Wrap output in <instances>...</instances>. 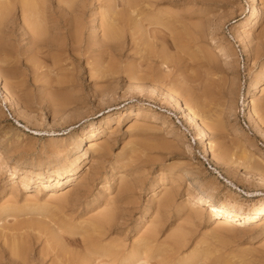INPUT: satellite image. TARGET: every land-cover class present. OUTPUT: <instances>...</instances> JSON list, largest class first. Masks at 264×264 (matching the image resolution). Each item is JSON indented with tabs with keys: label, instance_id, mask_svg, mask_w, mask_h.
<instances>
[{
	"label": "rangeland",
	"instance_id": "374dc122",
	"mask_svg": "<svg viewBox=\"0 0 264 264\" xmlns=\"http://www.w3.org/2000/svg\"><path fill=\"white\" fill-rule=\"evenodd\" d=\"M72 1L0 0V78L14 101L6 103L0 91V246L16 237L23 245L27 237V264H264V220L225 228L212 223L203 206H186L201 208L194 219L191 210L183 211L185 199L199 191L229 208L252 212L264 206V195H246L264 192V184L236 170L244 163L247 171L264 174L263 164H254L264 159V137L247 115L255 112L264 128V0H257L255 28L242 34L247 45L239 40V24L249 17L251 0ZM107 28L115 29L113 41L118 38L111 45H104ZM73 31L81 33L78 41L82 37L75 51L41 47L52 40L68 44ZM256 82L259 89H253ZM170 92L205 122L210 148L226 167L203 157V140L163 100L171 101ZM71 168L75 176L65 174L60 184H38ZM76 179L82 182L76 185ZM67 188L74 198L59 204ZM167 194L173 203L165 212L158 205ZM104 209H115L113 227L93 231L89 223ZM150 231L157 235L146 242L151 249L142 238ZM176 244L184 247L176 250Z\"/></svg>",
	"mask_w": 264,
	"mask_h": 264
},
{
	"label": "bare ground",
	"instance_id": "6f19581e",
	"mask_svg": "<svg viewBox=\"0 0 264 264\" xmlns=\"http://www.w3.org/2000/svg\"><path fill=\"white\" fill-rule=\"evenodd\" d=\"M26 1V0H25ZM65 1V0H64ZM66 1H68V0H66ZM28 2V1H27ZM35 1H33V3H34ZM72 2H74V0L72 1ZM32 3V2H31ZM41 4V3H40ZM66 4V3H65ZM64 4V5H65ZM68 4V3H67ZM28 5H29V2H28ZM34 5V4H33ZM38 5V4H37ZM1 6V5H0ZM24 6V5H23ZM26 6H27V4H26ZM25 7V6H24ZM28 7V6H27ZM34 7V6H33ZM38 7V6H37ZM42 7V6H41ZM31 8H32V5H31ZM7 9V8H6ZM36 9V8H35ZM24 11V10H23ZM27 11V10H26ZM29 11V10H28ZM40 11V10H39ZM38 11V12H39ZM30 12H31V9H30ZM30 12H28V13H30ZM32 12H33V9H32ZM31 12V13H32ZM249 12H250V15H249V17L244 21V22H241L240 24H239V26H241L242 27V29H244L243 31H242V29H241V31H239L240 32V36L241 37H239L240 39V41L242 42V43H244L245 45H247V43L245 42L246 40H245V36H243L242 34L245 32V30L248 28V29H251V28H255V25L258 23V20H259V9H258V7H257V0H251V6H250V9H249ZM26 13V12H25ZM30 13V15H33V14H31ZM1 14V13H0ZM36 14H37V12H36ZM35 14V15H36ZM40 14V13H39ZM4 15H5V13H4ZM29 15V16H30ZM28 16V17H29ZM34 16V15H33ZM40 17V16H39ZM37 18V19H40V18ZM30 18V17H29ZM32 18V17H31ZM30 18V19H31ZM36 18V17H35ZM44 18V17H43ZM29 19V20H30ZM76 19V18H75ZM41 20H42V18H41ZM40 20V21H41ZM79 20V19H78ZM34 21H35V19H34ZM33 21V22H34ZM112 21V20H111ZM38 23H39V21H37ZM36 22V23H37ZM62 22V21H61ZM67 22V21H66ZM74 22V21H73ZM36 23H35V25H33V26H31V27H33V29H34V26H36ZM37 23V24H38ZM67 23H69V22H67ZM67 23H66V25H67ZM114 23H116L115 21H114ZM113 23V24H114ZM29 24V23H28ZM39 24H41V23H39ZM57 25V24H56ZM56 25H54V26H56ZM72 25H77V23H75V24H73L72 23ZM63 26H64V23H63ZM38 26H36V28H37ZM69 27V26H68ZM98 27V26H97ZM116 27V26H115ZM118 27V26H117ZM35 28V29H36ZM66 28V27H65ZM72 28V30H73V27H71ZM80 28V27H79ZM85 28V27H84ZM110 29H111V27H109ZM41 29H42V27H41ZM56 29H58V26H57V28ZM74 29H75V27H74ZM44 30V29H43ZM59 30V29H58ZM61 30V29H60ZM76 30H77V28H76ZM83 30V29H82ZM107 30H108V28H107ZM118 30V29H117ZM35 31V30H34ZM36 31H37V29H36ZM40 31V34L39 35H41V33H42V31L41 30H39ZM79 31V30H78ZM84 31H85V29H84ZM104 31V30H103ZM113 31H115V29L113 28ZM113 31H111V30H108V31H106L107 32V35H106V40H105V42H104V45H105V43L106 44H109V45H111L112 43L111 42H113L114 43V41L116 40V39H118V38H116V39H114V41H113V37L114 36H112V35H114V34H112V32ZM66 32V31H65ZM72 32V31H71ZM75 32H77V31H75ZM74 31H73V33H75ZM80 32V31H79ZM70 33V32H69ZM72 33V34H73ZM116 33H119V32H115V34ZM246 33H247V31H246ZM245 33V34H246ZM249 33V32H248ZM36 34H37V32H36ZM81 34V33H80ZM79 34V35H80ZM83 34V33H82ZM244 34V35H245ZM59 35V34H58ZM79 35L77 36V33H75L74 35H72L71 36V33H70V36L68 37L69 38V42H68V44L66 43V44H59V42H58V44H57V42H52V41H54V40H52V37H51V40L48 38V41L50 42L51 41V43H49V44H46L45 46H41V47H43V48H46V49H63V48H67V49H78V45H77V47H76V44L80 41H82L81 39H82V37L79 39V41H78V37H79ZM84 35V34H83ZM43 36V35H42ZM65 36V35H64ZM68 36V35H67ZM112 36V37H111ZM117 36H118V34H117ZM117 36H115V37H117ZM120 36V35H119ZM247 36V35H246ZM35 37L36 36H34L33 38H34V40H35ZM41 37V36H40ZM250 37V36H249ZM45 38V37H44ZM55 38V37H54ZM68 38H66V40L68 39ZM102 38V37H101ZM38 39V38H37ZM43 39V38H42ZM41 39V40H42ZM112 39V40H111ZM33 40V41H34ZM45 40H47V39H45ZM119 41V40H118ZM47 42V41H46ZM79 42V43H80ZM111 44H110V43ZM36 43V42H35ZM37 43H38V41H37ZM37 43L34 45L36 48H37ZM48 43V42H47ZM102 43H103V39H102ZM101 43V44H102ZM39 44V43H38ZM43 43H40L39 45H42ZM39 45H38V47H39ZM44 45V44H43ZM80 46L82 45V43L81 44H79ZM103 45V44H102ZM80 46H79V48H80ZM83 46V45H82ZM81 46V47H82ZM91 46H93V45H91ZM108 46V45H107ZM76 47V48H75ZM88 47V46H87ZM100 47V46H99ZM116 47V46H115ZM245 47V46H244ZM89 48V47H88ZM93 48V47H92ZM110 48V47H109ZM34 49V48H33ZM91 49V48H90ZM123 49V48H122ZM45 50V49H44ZM75 51V50H74ZM73 51V52H74ZM55 53V52H54ZM88 53V52H87ZM106 53V52H105ZM53 54V53H52ZM100 54V53H99ZM2 79L0 78V91L4 94V100H5V102L6 103H10L11 105H13L14 104V101L12 100V94H10V92H9V90L8 89H6L5 87H4V85H3V82L4 81H1ZM68 82V81H67ZM59 83V82H58ZM57 84V83H56ZM15 85V84H14ZM260 82H256L254 85H253V89H259V87H260ZM57 86H58V84H57ZM60 86V85H59ZM9 87V86H8ZM65 87V86H64ZM262 87V86H261ZM139 88V87H138ZM153 89V88H152ZM154 91L152 92L153 93V95L154 96H158V97H161V98H163L162 97V95H161V93H159V92H157V91H155V89H153ZM169 92V91H168ZM151 93V94H152ZM171 93V92H170ZM172 94V93H171ZM167 95V94H166ZM156 96V97H157ZM170 96V95H169ZM165 97V96H164ZM176 97H178V95H176V94H172V98H171V101H168L167 100V98H165V99H163L165 102H166V104L168 103V104H170L173 108H175V109H179L181 112H182V114H183V116H182V119H184V121H187L188 123H189V125L191 126L190 128L191 129H193V130H195V132L197 133V137H196V139L198 140H203V146H202V154H203V157L204 158H208V160H210V162L212 163V164H215V165H218L219 167L220 166H222V167H226L225 165L226 164H224L219 158H218V156H216V154L214 153V152H212V150H211V143H210V141H208V135H207V132H209L207 129L208 128H206V124H205V122L203 121V120H201L198 116H196L195 114L196 113H194L193 111H195V110H192V109H190L188 106H186V105H184V104H182L181 102H180V100H178ZM160 98V99H161ZM3 100V101H4ZM162 100V99H161ZM163 101V102H164ZM165 102H164V104H165ZM186 104V103H185ZM12 107H14V106H12ZM64 107V106H63ZM141 107H138V109H140ZM247 108L248 109H250V107H249V105H247ZM133 112V111H132ZM248 112V111H247ZM180 113V112H179ZM255 113V112H254ZM253 112H252V110L250 109L249 110V113L247 114L248 116H249V126H251V127H256L257 129H258V131H260V133L263 135V137H264V128H263V126H259V123L257 124V120H256V116H255V114H254ZM137 115H139V114H137ZM113 116V114H111L110 113V115H108V121H110V118ZM258 118V117H257ZM264 118V117H263ZM186 122V123H187ZM108 124V123H107ZM201 126V128L199 127V126ZM208 125V124H207ZM99 127V126H98ZM164 127H167V123H164ZM209 127V126H208ZM94 130L95 129H92L91 130V133H89L90 134V136L92 137V136H94ZM206 130H207V132H206ZM91 139V138H90ZM75 140V139H74ZM88 140V139H87ZM93 140V139H92ZM92 140L90 141V144H89V147L87 148L88 150L89 149H91L92 147H93V145L95 144H93L92 143ZM95 141V140H94ZM77 145V144H76ZM96 146V145H95ZM221 147V146H220ZM94 148V147H93ZM106 149V148H105ZM223 149V148H222ZM88 150H86L84 153H83V157H85V156H87V153H88ZM218 154V153H217ZM81 155V154H80ZM77 156V155H76ZM80 157V156H79ZM103 157V156H102ZM102 157H101V159H102ZM72 158V157H71ZM259 158V157H258ZM81 159V158H80ZM100 159V158H99ZM251 159V158H250ZM256 159V158H255ZM230 160V159H229ZM76 161V160H75ZM249 161H251V160H249ZM256 161H258V160H256ZM260 161H261V163H258V162H255L254 164H255V166H257V165H262V166H264V163H262L263 161H264V159H262V158H260ZM75 163V162H74ZM239 163V162H238ZM252 163H253V159H252ZM243 164L244 163H242V166H243ZM250 164V163H249ZM228 165H232V164H228ZM245 165V164H244ZM233 166V165H232ZM235 166H237V165H235ZM241 166V164L240 165H238V167H239V169H236L234 166V168L236 169V170H239V172H241V173H243L245 176H246V178L247 179H250V180H252V182L253 181H255V182H259V183H261V184H264V174L263 173H260V172H254V171H252V172H249V171H247L245 168H243ZM76 167V166H75ZM250 167V166H249ZM248 167V168H249ZM247 168V169H248ZM251 168H252V165H251ZM251 168H249V170H251ZM257 167H255V169H256ZM261 168H264V167H261ZM223 169V168H222ZM226 169V168H225ZM245 169V170H244ZM253 169H254V167H253ZM254 169V170H255ZM201 170V169H200ZM261 170V169H260ZM264 170V169H263ZM14 171V170H13ZM186 171V170H185ZM187 171H188V169H187ZM190 171V170H189ZM234 171V170H233ZM256 171H259V170H256ZM75 172H76V169L75 168H71V169H69L67 172H64V171H61V170H59V171H57L54 175H55V177H56V179H52L53 177L52 176H47V177H45V178H42L41 180H39V182H38V184H40V183H44V182H53V181H55V180H57V183L58 184H60V181L62 180V179H64V176H65V174H67V176H65V177H69V176H75L74 174H75ZM192 172V171H191ZM236 172V171H235ZM263 172V171H262ZM240 173V174H241ZM20 174H24V172H22V171H19V170H15L14 171V175L15 176H18V175H20ZM185 176L186 175H193V176H195V174H191L190 172H185V174H184ZM201 175V174H200ZM21 176V175H20ZM83 176V175H82ZM35 177V176H34ZM114 177V176H113ZM23 178H25V177H23ZM28 178V177H27ZM190 178V177H189ZM80 179H81V177H80ZM246 179V180H247ZM77 180V182L75 181V183L74 184H80V182H82L81 180L79 181L78 179H76ZM83 180V179H82ZM91 180V179H90ZM225 180V179H224ZM250 180H247V181H250ZM88 181V180H87ZM93 182V181H92ZM106 182V181H105ZM194 182V181H193ZM205 182V181H204ZM229 183L228 184H230L231 185V187L233 188V189H238V190H240L232 181H228ZM27 183V182H26ZM30 183H31V179H30V182H29V185H30ZM35 183V182H34ZM85 183V182H84ZM198 183V182H197ZM258 183V184H259ZM210 184V183H209ZM128 185V184H127ZM26 186V185H25ZM57 186V185H56ZM158 186V185H157ZM77 187V186H76ZM92 186H90V188H91ZM25 188V187H24ZM38 188V187H37ZM70 188V187H69ZM73 188H75V187H73ZM68 189V188H67ZM85 189V188H84ZM122 189V188H121ZM129 189H130V187H129ZM73 190V189H68V190H66L67 192H65L66 194L63 196L62 195V197H59V200H58V202L59 201H62L64 204H62V205H65V203L67 204L68 203V201L70 200L69 199V197L71 196V195H69L68 193L70 192L71 193V191ZM92 190H93V188H92ZM74 191V190H73ZM72 191V192H73ZM115 191V190H114ZM126 191V190H125ZM106 192V191H105ZM118 192V191H117ZM120 192H122V190L120 191ZM74 193V192H73ZM76 193V192H75ZM81 193V192H80ZM79 193V194H80ZM119 194V193H118ZM126 194V193H125ZM55 195V194H54ZM168 195L169 194H167L166 196H167V198L165 197V200L164 201H162L161 203H160V205H158L159 206V210H165V209H168V207L169 206H171V202H172V199L170 198V197H168ZM248 197H257V196H263L264 195V192H261V191H256V192H247V194H246ZM50 196V195H49ZM82 196V195H81ZM117 196V195H116ZM170 196V195H169ZM52 197V196H51ZM77 197H79V196H77ZM71 198H74V197H72L71 196ZM76 198V197H75ZM79 198H81V197H79ZM83 198V197H82ZM87 198V197H86ZM115 198H117V197H115ZM230 198V197H229ZM109 199V198H108ZM121 199V198H120ZM51 200V199H50ZM72 200V199H71ZM54 201H55V199H54ZM73 202H76V204L77 203H79V199H78V201L77 200H72ZM111 201V200H110ZM113 201L115 202V200L113 199ZM128 201V200H127ZM185 201H186V203L184 204V207H183V211H185V212H189L190 210V215H188V217L190 218L191 216H192V214L194 215V216H196V215H198V213H200V209L201 208H199V210H196L197 208H188V207H186L189 203L191 204V205H198V206H203L204 208H205V211H207V212H209V219H210V221L213 223H215L216 225L218 224L219 226H225V228L227 227V228H230L229 226H231L232 227V223H235V225L237 224V225H239V224H244V223H259V222H261L262 223V221L264 220V206L263 207H261V208H259V209H257L256 211H250V212H247V211H244V210H241V209H239V208H229L227 205H225V204H219V203H217L216 202V200L213 198V197H211V196H209V195H207L206 193H204V192H195V193H193L191 196H189L187 199H185ZM58 202H56V204L59 206V204H60V202H59V204H58ZM73 202H72V205H73ZM97 202V201H96ZM125 202V201H124ZM53 203H55V202H53ZM70 203V202H69ZM107 203H108V201H107ZM130 203V202H129ZM132 204H133V201L131 202ZM173 203V202H172ZM52 204V203H51ZM55 204V207L57 206ZM75 204V203H74ZM106 204V203H105ZM112 204H114V203H112ZM112 204L110 205V206H112ZM11 205V204H10ZM69 205H71V204H69ZM68 205V206H69ZM108 205V204H107ZM109 205H108V207H109ZM57 206V207H58ZM61 206V205H60ZM58 207V210H59V208L61 209L62 208V206L61 207ZM106 206V205H105ZM116 206V205H115ZM118 206V205H117ZM116 206V207H117ZM129 206V205H128ZM9 207V206H8ZM64 207V206H63ZM66 207H67V205H66ZM102 208L104 207V206H101ZM115 207V208H116ZM7 208V207H6ZM11 208V207H10ZM70 208V207H69ZM68 208V209H69ZM157 208V207H156ZM170 208V207H169ZM8 209V208H7ZM6 209V210H7ZM54 209H57V208H54ZM53 209V210H54ZM94 209V208H93ZM150 209V208H149ZM158 209H157V211H158ZM4 210H5V208H4ZM4 210H3V212H4ZM5 210V211H6ZM15 210V209H14ZM17 210V209H16ZM58 210H57V212H58ZM62 210V209H61ZM95 210V209H94ZM109 210V209H108ZM133 210V209H132ZM163 210V211H164ZM10 211H11V209H10ZM18 211V210H17ZM56 211V210H55ZM74 211V210H73ZM76 211H78V210H76ZM98 211V210H97ZM104 212L106 211L105 209L103 210ZM114 211H115V209L112 211V210H110V211H106L104 214H102V212H101V214H99L100 216L99 217H94L93 219L94 220H92V222H91V224L89 223V225H91V229L93 230V231H100L102 228H104L105 226H107V225H109L110 223H112L113 221H115L114 219H115V217H116V213L114 214ZM130 211V210H129ZM149 211V210H148ZM155 211V210H154ZM195 211V212H194ZM3 212H1V213H3ZM9 212V211H8ZM52 212V211H51ZM60 212V211H59ZM58 212V213H59ZM165 212H166V210H165ZM194 212V213H193ZM160 213V212H159ZM126 214H128V213H126ZM161 214V213H160ZM13 215V214H12ZM98 215V214H97ZM118 216L120 215V214H117ZM144 215H145V217L146 216H148V212H146V213H144ZM155 215V214H154ZM206 215V214H205ZM14 216V215H13ZM69 216V215H68ZM79 216V215H78ZM124 216V215H123ZM150 216V215H149ZM156 216V215H155ZM187 216V215H186ZM185 216V217H186ZM142 217V216H141ZM145 217H143V219L145 218ZM154 217V216H153ZM157 217H159V216H157ZM188 217H186V218H188ZM54 218H55V216H54ZM154 218H156V217H154ZM192 218H193V216H192ZM72 219V218H71ZM70 219V220H71ZM126 219V218H125ZM160 219V221H161V218H159ZM158 219V220H159ZM194 219V218H193ZM7 220V219H6ZM66 220V219H65ZM79 220V219H78ZM120 220V219H119ZM139 220H142V218H139ZM139 220H138V223H139ZM148 220V219H147ZM185 220V219H184ZM15 221V220H14ZM67 221V220H66ZM73 221V220H72ZM159 222V221H158ZM157 222V223H158ZM186 222V221H185ZM192 222V221H191ZM191 222H190V224H191ZM119 223V222H118ZM137 223V224H138ZM87 224H88V222H87ZM113 224V223H112ZM119 224H121V223H119ZM147 224V223H146ZM67 225V224H66ZM86 225V224H85ZM88 225V226H89ZM139 225V224H138ZM156 224H154V227H156L155 226ZM188 225H189V223H188ZM256 225V224H255ZM109 226H112L113 227V225H109ZM152 226H153V224H152ZM218 226V227H219ZM258 226V225H257ZM20 227V226H19ZM67 227H68V225H67ZM80 227V226H79ZM83 227V226H82ZM112 227H109V229H112ZM179 227V226H178ZM234 227V226H233ZM232 227V228H233ZM250 227V226H249ZM87 228V227H86ZM151 228V227H150ZM183 228V227H182ZM156 229V228H155ZM157 229H159V228H157ZM177 229V228H176ZM186 229V228H185ZM215 229H217V228H215ZM220 229V228H219ZM218 229V230H219ZM223 229V228H222ZM14 230V229H13ZM22 230V229H21ZM80 230H81V228H80ZM104 230V229H103ZM118 230H119V228H118ZM148 230V229H147ZM152 230V229H151ZM189 230H190V228H189ZM231 230V229H230ZM19 231V230H18ZM71 231V230H70ZM92 231V232H93ZM108 231V230H107ZM107 231L106 232H104V231H102L104 234L105 233H107ZM120 231H122V230H120ZM141 230H139V232H140ZM154 231V230H153ZM153 231H150L147 235H146V237H145V235H144V237H142V238H144V243L146 244V245H144V246H150L149 248L151 249V244L149 245H147V243L146 242H148V243H150V242H153L154 241V237H153V234L155 233V235H156V232H153ZM182 231V230H181ZM226 231V230H225ZM85 232V231H84ZM90 232V231H89ZM159 232V231H158ZM100 233V232H99ZM98 233V234H99ZM146 233V232H145ZM186 232L185 231H182V233L180 232V234L181 235H183L184 234V236H186L187 235V233L185 234ZM223 233V232H222ZM27 234V233H26ZM28 234H30L29 232H28ZM65 234V233H64ZM72 234V233H71ZM85 234H88L87 232L85 233ZM94 234H96V232L94 233ZM120 234V233H119ZM140 234V233H139ZM180 234H178V235H176L175 234V236H173V238L175 237V238H177V237H179L180 236ZM190 234H191V232H190ZM16 235V234H15ZM21 235V234H20ZM25 235V234H24ZM31 235H32V233H31ZM30 235V237L32 238V236ZM60 235V234H59ZM78 235V234H77ZM79 235H80V233H79ZM78 235V236H79ZM89 235V234H88ZM100 235H102V234H100ZM110 235V234H109ZM17 236V235H16ZM19 236V235H18ZM34 236V235H33ZM53 236V235H52ZM73 236H75V235H73ZM106 236V235H105ZM157 236V235H156ZM10 237V236H9ZM30 237H28V238H30ZM35 237V236H34ZM66 237V236H65ZM68 237H70L69 235H68ZM67 237V238H68ZM85 237H87L86 235H85ZM136 237V236H135ZM171 237V236H170ZM2 237H0V239H1ZM27 238V237H26ZM25 238V239H26ZM31 238H30V240H31ZM38 238V237H37ZM36 237L35 238H33L35 241L36 240H38ZM61 238V237H60ZM66 238V239H67ZM98 238V237H97ZM138 238V237H137ZM172 237H171V239L173 240V243L176 241V239H173ZM180 239H181V237H179ZM188 238H190V237H188ZM3 239V238H2ZM15 239H19V237L17 238H15ZM15 239H13L14 241L13 242H5L6 243V245H5V243H4V245L2 246V244H1V246H0V264H27V263H25V262H28L26 259V257H24L25 255H24V252H23V250L25 251V249H23V245H27L28 243V240H26L25 241V239H23L24 240V242H22L23 243V245H19V244H17L16 242H19L20 240H22V239H19V240H15ZM53 239V238H52ZM70 239V238H69ZM68 239V240H69ZM71 239H73V238H71ZM85 239V238H84ZM93 239H95L94 237H93ZM92 238H91V240H93ZM105 239V238H104ZM168 239V238H167ZM6 240H9V238L8 239H6ZM29 240V241H30ZM87 240H88V238H87ZM138 240V239H137ZM179 240V239H178ZM182 240H183V242L186 240H184V238H182ZM3 242L5 241V240H2ZM63 241H64V239H63ZM77 241V240H76ZM83 241H85V240H82V242ZM88 241H90V240H88ZM94 241V240H93ZM107 240H105V242H106ZM112 241V240H111ZM131 241H133V240H131ZM130 241V242H131ZM171 241V240H170ZM31 242V241H30ZM67 242H69V241H67ZM81 242V243H82ZM104 242V241H103ZM108 242V241H107ZM134 242H137V241H135L134 240ZM142 242V241H141ZM165 242V241H164ZM163 242V243H164ZM181 241H179V243H180ZM187 242V241H186ZM9 243H11V245L12 246H9ZM13 243V244H12ZM25 243V244H24ZM90 243V242H89ZM98 243V242H97ZM117 243V242H116ZM140 243V242H139ZM166 243V242H165ZM170 243V242H169ZM182 243V242H181ZM180 243V244H181ZM31 244V243H30ZM68 244V243H67ZM78 244V243H77ZM85 244V243H84ZM110 244H112V243H110ZM153 244V243H152ZM171 244V243H170ZM178 244V243H177ZM176 244V245H177ZM183 244V243H182ZM188 243H186V245H187ZM51 245V244H50ZM114 245V244H113ZM112 245V246H113ZM134 245H136V243H134ZM167 245V244H166ZM169 245V244H168ZM183 245H185V244H183ZM181 246V245H177L178 247H177V249L176 250H178L179 249V246H181V247H184V246ZM28 246H29V244H28ZM28 246H27V249H28ZM54 246V245H53ZM105 246V245H104ZM122 246V245H121ZM130 246H132V245H130ZM140 246H141V244H140ZM165 246V245H164ZM175 246V245H174ZM52 247V246H51ZM51 247H50V249H51ZM94 247V246H93ZM96 247V246H95ZM166 247V246H165ZM170 247H172L171 249H173V245L172 246H170ZM114 248H115V245H114ZM114 248H112V249H114ZM120 248V247H119ZM118 248V249H119ZM134 248H135V246H134ZM146 248V247H145ZM148 248V249H149ZM53 249H55V248H52V250ZM92 249V248H91ZM106 249H108V246H107V248ZM105 249V251H107ZM110 250V249H108V250H110V251H113V250ZM130 249H131V247H130ZM166 249V248H165ZM168 249V248H167ZM52 250H51V252H50V250L48 249V251L50 252V253H52ZM83 250V249H82ZM101 250V249H100ZM104 250V249H103ZM138 251H139V247H138V249H137ZM146 250H147V248H146ZM176 250H175V252H176ZM26 251H28V250H26ZM25 251V252H26ZM55 251V250H54ZM54 251H53V253H54ZM124 251V250H123ZM134 251V250H133ZM148 251V250H147ZM44 253L43 254H45V252H47V250L45 251H43ZM56 252H57V250H56ZM87 252V251H86ZM94 252V251H93ZM100 252V251H99ZM109 252V251H108ZM114 254L116 253L117 254V250H115L114 249ZM113 252L111 253V255L113 254ZM137 252V251H136ZM146 252V251H145ZM27 253V252H26ZM59 253V252H58ZM68 253V252H67ZM120 253H122V251L120 252ZM124 253V252H123ZM131 253V255L129 256V258L132 256L133 257V255H132V253H134V252H130ZM148 253V252H147ZM41 254V253H40ZM57 254V253H56ZM42 255V254H41ZM46 255V254H45ZM92 254H90V256H91ZM144 255V254H143ZM27 257L29 256V254L27 253V255H26ZM43 256V255H42ZM57 256H58V254H57ZM56 256V258H58ZM62 257H64L63 255H61ZM60 256V257H61ZM67 256V255H66ZM115 256V255H114ZM124 256V255H123ZM140 256V255H139ZM25 259H24V258ZM62 257L61 258H59L60 260H62ZM68 257V256H67ZM67 257H65V258H67ZM125 257H128L127 255H125ZM131 257V258H132ZM143 258H146V257H144V256H142ZM99 258V257H98ZM109 258V257H108ZM121 258H123V257H121ZM134 258V257H133ZM132 258V259H133ZM141 258V257H140ZM117 259V258H116ZM26 260V261H25ZM60 260H58V261H60ZM67 260H69V257H68V259ZM125 260V259H124ZM135 260H137V259H135ZM142 260V259H141ZM145 260V259H144ZM66 261V260H65ZM114 261V260H113ZM117 261V260H116ZM129 262H132L133 260H128ZM127 261V262H128ZM140 261V260H139ZM68 263H69V261H67ZM62 263V262H61ZM60 263V264H61ZM119 263V262H118ZM142 263V262H141ZM140 263V264H141ZM146 263H148V262H146ZM54 264H56V262L54 263ZM63 264H67V263H64V261H63ZM71 264V263H70ZM103 264V263H102ZM124 264H125V262H124ZM135 264V263H134Z\"/></svg>",
	"mask_w": 264,
	"mask_h": 264
}]
</instances>
